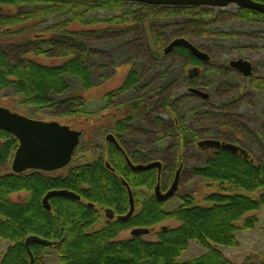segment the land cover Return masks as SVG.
I'll list each match as a JSON object with an SVG mask.
<instances>
[{
	"label": "trees",
	"instance_id": "1",
	"mask_svg": "<svg viewBox=\"0 0 264 264\" xmlns=\"http://www.w3.org/2000/svg\"><path fill=\"white\" fill-rule=\"evenodd\" d=\"M130 2L135 3L139 7L138 10L159 8L165 16L182 17L178 19V24L182 25L179 29L182 32L178 36L186 38L189 37L190 28H194L191 26L211 28L214 15L235 16L243 20L264 18V13L245 7H235V12L231 13L224 8L214 10L212 6L206 5H165L125 0H0V34L18 37L26 35L22 32L29 29V35L22 44L25 48L14 60L0 48V88H13L21 95L22 104L34 107L35 110L50 108L57 103L72 102V108H66L63 113L73 115L75 111L82 112L81 106L90 98L85 96V93H92L96 85L90 67L83 62L84 57L80 52L83 46L73 45L72 38L68 41L57 40L60 39L57 31L63 28L67 36L82 37L113 27H135L140 20L133 22L132 19L131 21L124 18L127 13L123 11ZM20 5L35 8L28 11L29 13L18 14L15 8ZM95 11H116L119 14L102 19L87 17L88 13ZM58 12L66 14L70 19L60 26L56 25L55 28L50 27L40 32L34 31L27 24L28 20ZM20 22L27 23L19 27ZM158 40L160 41L157 51L162 55L164 40L160 38ZM173 50L187 57L188 63L200 64L185 47L178 46ZM53 52L61 55L59 62L49 61V54ZM65 76H72L78 80L80 83L78 88L81 90L72 95ZM250 77L247 76L245 79ZM138 81L137 72L130 68L114 91L124 93L133 90ZM250 84L252 87L260 88L264 83L261 78L253 76ZM114 91L106 90L102 94L109 99L106 103L107 108L111 105ZM245 93V88L240 87L229 102L238 104L246 97ZM68 94L70 97L61 101H55L52 96ZM173 99L174 95L163 98V104L167 106ZM227 104L222 102L218 106H213L224 109L227 108ZM147 105L141 101L138 108H123L118 115L113 113L112 116L115 117L113 130L116 141L123 151L112 142L105 141L104 149L94 154L89 147H84L79 141L69 163L55 174L39 170L15 173L10 168L0 172V240L12 242L1 253L0 264H30L24 240L32 234L55 242L51 246L56 251L58 264H234L223 255L218 246H237L235 233L238 228L250 229L254 226L257 217L245 214L257 211L264 205V162H254L249 154L243 157L228 150L213 149L212 155L204 164L191 167L193 174L203 179L226 183L233 189L250 193L259 189L261 191L251 196L223 189L206 195L205 200L210 203L209 205L193 204L189 197H180L181 204L177 208L165 211L163 201L154 196V186L159 180L161 188L166 187L174 169L182 164V151L186 140L197 141V133L181 123L176 113L167 106L172 115L170 132L171 130L175 132L172 136L177 140L178 146L176 148L173 146L174 158L169 169V177L161 175L163 167L159 179L156 168L132 170L126 162L124 153L132 163L145 159H140L142 156L139 157L138 153L128 154L123 146L122 137L131 122L144 112ZM219 126L225 130L223 133L227 132V129L235 128L231 119L223 120ZM227 134L230 135L228 132ZM0 139H2L0 165L10 164L18 141L11 133L2 129ZM236 139L223 140L238 144ZM78 158H81V161H78ZM106 162L110 167L106 166ZM123 181L129 185L134 205L135 202L138 203L139 208L134 209L132 215L125 221L114 218L107 220L102 227L92 229L100 216L99 208H111L115 215L127 212L128 193ZM52 189L73 191L80 199L54 195L48 199L50 210H47L42 204V198ZM23 191L28 194L22 201L11 200V193ZM167 218H174L179 224L165 228L161 226L155 233L154 240H146L142 236L115 239L121 230L136 226L150 229ZM237 221H241V226L235 224ZM192 239L204 247L205 252L193 259L179 261V257L187 250ZM42 248L43 245L38 243L29 244L34 258L33 264H43L39 259V251ZM243 264H264V255L257 259L248 256Z\"/></svg>",
	"mask_w": 264,
	"mask_h": 264
},
{
	"label": "rangeland",
	"instance_id": "2",
	"mask_svg": "<svg viewBox=\"0 0 264 264\" xmlns=\"http://www.w3.org/2000/svg\"><path fill=\"white\" fill-rule=\"evenodd\" d=\"M235 4L225 7H212L214 10L224 8L231 13L235 12ZM14 7H10L13 9ZM35 7L20 5L16 13H26ZM130 2L123 13L124 18L138 20L135 27H113L107 31H96L88 35L67 36L65 29L57 31L59 41H68L79 47L83 55V62L90 67L96 88L93 92L85 93L90 98L81 106L82 112L75 111L73 115L63 113L66 108H72L73 103H57L53 107L35 110L34 107H26L22 104V97L13 88H0V105L25 116L41 120H55L61 124H67L71 128L81 131L80 141L84 147H89L91 152L97 154L104 149L106 134L113 132L115 120L113 113L118 115L123 108H138L141 101L147 103L144 112L139 114L130 124L128 130L123 133L122 143L128 154L138 153L142 156L138 162L145 163L153 160L161 162L162 176L169 177V169L173 161V146L176 148L175 134L170 127L172 115L169 108L176 113L177 119L185 126L197 133V141L207 138H231L238 140V145L247 151L254 162H264V84L260 88L252 87L250 79L259 77L264 83V18L258 20H243L235 16L214 15L212 26L190 28V40L199 49L206 52L211 61L193 65L187 57H183L173 49L167 53L159 54L158 38L163 39V47L182 32V25L178 19L182 17L165 16L159 8H140ZM132 11V12H130ZM29 13V12H28ZM87 17L102 19L109 15H117L116 11H95L88 13ZM70 19L69 16L58 12L57 14L43 15L32 21L20 22L19 27L27 23L34 31L40 32L50 27L62 25ZM131 20V21H132ZM76 26V23H75ZM28 30L21 31L26 35L18 37L2 36L0 34V48L5 51L11 60H14L25 48L24 41ZM221 33V35H219ZM62 39V40H61ZM178 47V46H177ZM61 55L58 52L49 54L51 63L59 62ZM244 58L251 62L252 74L245 79L238 70L229 66L231 59ZM134 68L139 81L133 90L117 92V85L121 82L125 72ZM191 72V73H190ZM69 84L71 94H76L81 89L80 83L72 76H65ZM189 87L200 89L208 97L190 92ZM240 87L245 88L246 97L238 104L229 102ZM106 90H113L111 105L102 94ZM192 93V95H189ZM174 95L169 105L163 104V98ZM55 101L68 99V95H52ZM207 99V100H205ZM237 99V98H236ZM228 103L227 108L218 109L219 103ZM214 103V104H213ZM214 105V106H213ZM107 108V109H106ZM170 110V111H171ZM231 119L233 122L230 133L223 135L219 123ZM169 131L171 134H168ZM2 142V139H0ZM197 141L186 140L183 148V160L180 165L177 191L174 195L163 201V209L171 211L181 204L180 197H189L193 204L209 205L205 200L210 193L229 191L241 192L254 196L261 189L250 193L233 189L226 183L200 178L191 172V167L201 166L212 155L213 149L197 146ZM229 142V141H228ZM81 161V158H78ZM10 168V164L0 165V172ZM64 168V167H62ZM60 168V169H62ZM44 171L55 174L58 170ZM177 169V167H176ZM42 171V170H39ZM175 171V169H174ZM174 171L170 175L169 182L162 188L167 189L173 180ZM28 192H14L10 194L13 201H22ZM148 194H150L148 192ZM135 202V209L139 208ZM100 216L92 226V229L100 228L107 220L102 208H99ZM50 210V209H49ZM257 217L254 226L250 229L238 228L235 233L237 246H218L223 255L234 264H243L246 257L257 259L264 255V205L257 211H251L245 216ZM179 223L174 218H167L149 229V233L141 235L146 240H154L155 233L161 226L173 227ZM241 226V221L235 223ZM139 227V226H136ZM134 228V227H133ZM130 228L121 230L116 240L127 239ZM12 242L0 240V255ZM205 252L195 239L189 241L187 250L179 257V261L193 259ZM39 259L43 264H58L55 249L52 246H43L39 251Z\"/></svg>",
	"mask_w": 264,
	"mask_h": 264
},
{
	"label": "water",
	"instance_id": "3",
	"mask_svg": "<svg viewBox=\"0 0 264 264\" xmlns=\"http://www.w3.org/2000/svg\"><path fill=\"white\" fill-rule=\"evenodd\" d=\"M137 1L150 4L165 5H206L213 7H225L232 3L237 7H245L264 13V2L257 0H125ZM183 46L197 59L206 62L210 56L194 45L190 40L184 37H175L169 41L164 48V53L169 52L174 47ZM229 66L238 70L243 76H250L252 73L251 62L244 58L231 59ZM191 73V72H190ZM190 92L200 95L203 98L208 94L200 89L189 87ZM0 129L11 133L18 141L17 147L13 153L10 169L12 172L20 173L26 170H42L53 171L65 167L72 156L74 149L77 147L81 137V131L71 128L67 124H61L55 120H41L30 118L21 113L10 110L0 105ZM106 139L112 142L118 149L123 151L118 145L113 134L108 133ZM1 143V140H0ZM197 146L203 148L224 149L233 153H237L243 157H247L248 153L237 144L227 141H221L214 138L201 139L197 141ZM127 164L132 170H143L148 168H156L158 171V179L160 177L161 162L153 160L147 163H132L125 155ZM106 166L110 167L108 162ZM180 167L176 169L173 180L165 191H161L159 180L154 186V196L160 201H166L175 194L178 187ZM127 193L129 208L125 214L114 215L111 208H105L104 213L107 218H117L119 220H127L135 209L134 198L129 185L123 181ZM54 195L66 196L73 199H79V195L67 189L49 190L42 198L43 206L49 210V197ZM162 228H165L163 225ZM149 233L147 227H134L130 229L131 236H141ZM30 243H38L43 246H51L55 243L52 240L42 238L37 235H29L24 240V245L30 257V264L34 263L33 255L29 249Z\"/></svg>",
	"mask_w": 264,
	"mask_h": 264
},
{
	"label": "flooded vegetation",
	"instance_id": "4",
	"mask_svg": "<svg viewBox=\"0 0 264 264\" xmlns=\"http://www.w3.org/2000/svg\"><path fill=\"white\" fill-rule=\"evenodd\" d=\"M115 132V131H114ZM111 134H113V136H114V138L116 139V137H115V133H113V132H110ZM107 135V134H106ZM216 139V138H215ZM218 140H221V141H226V140H223V139H219V138H217ZM105 140L106 141H108L107 139H106V136H105ZM110 142V141H109ZM229 142H231V141H229ZM232 143H234V142H232ZM234 144H236V143H234ZM238 145V144H237ZM238 146H240V145H238ZM116 147V146H115ZM210 149H214V148H210ZM180 167V166H179ZM178 168V167H177ZM175 172H176V170H175ZM180 173V172H179ZM174 175H175V173H174ZM160 188H161V186H160ZM166 190V189H165ZM164 190V191H165ZM161 191H163L162 190V188H161ZM80 199V198H79ZM113 211V210H112ZM103 213H104V210H103ZM114 213V212H113ZM115 215V214H114ZM115 217H116V215H115ZM114 217V218H115ZM114 218H112V219H114ZM115 219H117V218H115Z\"/></svg>",
	"mask_w": 264,
	"mask_h": 264
},
{
	"label": "bare ground",
	"instance_id": "5",
	"mask_svg": "<svg viewBox=\"0 0 264 264\" xmlns=\"http://www.w3.org/2000/svg\"><path fill=\"white\" fill-rule=\"evenodd\" d=\"M213 7V6H212ZM237 7V6H236Z\"/></svg>",
	"mask_w": 264,
	"mask_h": 264
}]
</instances>
